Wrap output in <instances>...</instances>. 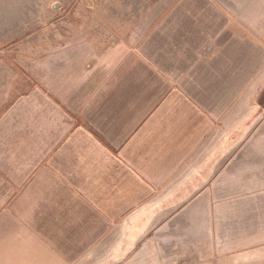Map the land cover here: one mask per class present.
I'll return each mask as SVG.
<instances>
[{
  "label": "rangeland",
  "instance_id": "rangeland-1",
  "mask_svg": "<svg viewBox=\"0 0 264 264\" xmlns=\"http://www.w3.org/2000/svg\"><path fill=\"white\" fill-rule=\"evenodd\" d=\"M167 37L179 46L166 58L180 73L170 83L189 85L206 112L219 107L220 137L234 125L245 138L264 135V0H0V43L8 44L0 49V264H264V238L250 246L248 236L261 222L249 210L264 201V153L253 144L236 150L240 169L250 168L235 185L225 175L215 190L189 195L207 198L203 211L161 205L129 237L125 220L53 206L50 173L37 184L41 163L67 138L75 111L66 102L99 101L104 89L79 81L104 84L120 64L134 67L127 56L139 45L159 41L163 53ZM239 123L251 126L243 132ZM154 188L141 212L157 197L182 196L179 185Z\"/></svg>",
  "mask_w": 264,
  "mask_h": 264
},
{
  "label": "crops",
  "instance_id": "crops-1",
  "mask_svg": "<svg viewBox=\"0 0 264 264\" xmlns=\"http://www.w3.org/2000/svg\"><path fill=\"white\" fill-rule=\"evenodd\" d=\"M164 41L167 49L163 53L157 51L159 41L139 45L138 53L127 56L136 61L132 62L134 67L120 64L108 80L104 77V84L102 77L93 82L88 75L79 81L78 85L98 84V89L104 88L98 93L99 101L66 102L75 111L67 119V138L52 148L51 157L41 163V176L37 178V184L42 178L44 186L48 184L46 177L43 181L44 175L51 174L52 193L47 196L53 206L69 205L65 209L76 212L73 205H83L88 213L98 216L94 220L99 222L125 220L129 223L127 237L133 236L146 217L156 215V207L161 205L188 206L194 202L203 211L204 205H209L207 198L198 196L191 200L190 194L202 190L203 185H212L215 190L225 175L228 185H235L236 175L249 170L250 166L240 169L237 164V148L253 144L259 155L264 153V135L245 138L247 133L237 135L234 125L221 138L216 110L219 107L214 104L211 112H206L204 109H208L191 94L189 85L170 83L180 73L167 68L166 58H175L179 46L176 39L167 37ZM241 123L238 125L244 128L243 132L251 126L250 122ZM76 185H83L84 194ZM154 185H179L182 196L175 197L170 192L157 197L141 212L139 207L156 196ZM143 198L146 200L141 202ZM210 202L211 207L220 205L215 197ZM259 205L260 209L249 210L251 216L259 214L255 219H261L260 224L252 225L250 246L259 244L256 239L264 238V201ZM102 207H112L113 214L107 215ZM216 209L219 214L220 208ZM212 211L214 214V208ZM88 217L76 218L83 221Z\"/></svg>",
  "mask_w": 264,
  "mask_h": 264
},
{
  "label": "trees",
  "instance_id": "trees-1",
  "mask_svg": "<svg viewBox=\"0 0 264 264\" xmlns=\"http://www.w3.org/2000/svg\"><path fill=\"white\" fill-rule=\"evenodd\" d=\"M6 46H8L7 43H4V44L0 43V49L1 48H6ZM261 105H263V107H264V95L261 98Z\"/></svg>",
  "mask_w": 264,
  "mask_h": 264
},
{
  "label": "water",
  "instance_id": "water-1",
  "mask_svg": "<svg viewBox=\"0 0 264 264\" xmlns=\"http://www.w3.org/2000/svg\"><path fill=\"white\" fill-rule=\"evenodd\" d=\"M57 7V6H56Z\"/></svg>",
  "mask_w": 264,
  "mask_h": 264
}]
</instances>
